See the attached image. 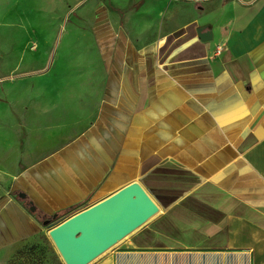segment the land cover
<instances>
[{"label":"crops","instance_id":"obj_1","mask_svg":"<svg viewBox=\"0 0 264 264\" xmlns=\"http://www.w3.org/2000/svg\"><path fill=\"white\" fill-rule=\"evenodd\" d=\"M106 23L0 101V253L139 181L160 211L93 264H264V0Z\"/></svg>","mask_w":264,"mask_h":264},{"label":"rangeland","instance_id":"obj_2","mask_svg":"<svg viewBox=\"0 0 264 264\" xmlns=\"http://www.w3.org/2000/svg\"><path fill=\"white\" fill-rule=\"evenodd\" d=\"M140 1L0 0V101L6 100L4 95L8 96L11 91L17 93L21 79L43 72L53 53L66 41V36H74L69 41L80 45L90 36L96 37L99 22L113 25L120 17H129L137 19L134 26L137 30L140 28L138 35L141 38L147 32H158L164 20L188 18L194 11L203 14L221 8L231 0H144L142 4ZM71 54L67 62L81 65V55ZM88 205L77 208L75 213ZM122 241L89 264L117 248ZM0 264L66 262L45 225L34 240L1 252Z\"/></svg>","mask_w":264,"mask_h":264},{"label":"water","instance_id":"obj_3","mask_svg":"<svg viewBox=\"0 0 264 264\" xmlns=\"http://www.w3.org/2000/svg\"><path fill=\"white\" fill-rule=\"evenodd\" d=\"M202 41L213 38L210 24L198 30ZM31 211L36 206L31 202ZM160 211L159 205L139 181L72 214L44 221L66 264H89ZM47 216V215H45Z\"/></svg>","mask_w":264,"mask_h":264},{"label":"trees","instance_id":"obj_4","mask_svg":"<svg viewBox=\"0 0 264 264\" xmlns=\"http://www.w3.org/2000/svg\"><path fill=\"white\" fill-rule=\"evenodd\" d=\"M143 2H144V0H141L139 3L142 4ZM74 209H77V208H70V209L64 210V211H62V212H59V216H60V217H62V216H69V215H71L70 213L73 212ZM48 218H51V219L53 220L52 215L40 216V219H41V221H43V222H44L46 219H48Z\"/></svg>","mask_w":264,"mask_h":264},{"label":"built area","instance_id":"obj_5","mask_svg":"<svg viewBox=\"0 0 264 264\" xmlns=\"http://www.w3.org/2000/svg\"><path fill=\"white\" fill-rule=\"evenodd\" d=\"M85 206V204H83L81 207ZM73 213V212H72Z\"/></svg>","mask_w":264,"mask_h":264}]
</instances>
